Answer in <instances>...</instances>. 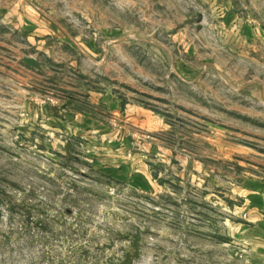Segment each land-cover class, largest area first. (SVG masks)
I'll return each mask as SVG.
<instances>
[{"label": "rangeland", "instance_id": "1", "mask_svg": "<svg viewBox=\"0 0 264 264\" xmlns=\"http://www.w3.org/2000/svg\"><path fill=\"white\" fill-rule=\"evenodd\" d=\"M25 4L38 31L0 11V264H264V13L229 27L201 0ZM94 93L168 127L121 146L51 120L95 112Z\"/></svg>", "mask_w": 264, "mask_h": 264}, {"label": "crops", "instance_id": "2", "mask_svg": "<svg viewBox=\"0 0 264 264\" xmlns=\"http://www.w3.org/2000/svg\"><path fill=\"white\" fill-rule=\"evenodd\" d=\"M206 6H209L215 12H226L227 23L229 27H234L235 24H245L250 21L252 17L253 21L260 22L263 17L260 13H264V0H201ZM26 0H16L7 5H2V12H6L3 16L4 23L7 24L8 28H13L14 31L25 34L28 30L38 31L40 28L44 27L45 22L39 18V14L34 11V9L29 8L25 4ZM257 5V6H255ZM28 7V8H27ZM256 13V15L254 14ZM180 38V37H179ZM97 97L93 98L91 104L96 109L95 112H88L84 110L83 107L78 109L72 108L68 109L71 115H63L61 117L52 116V121L58 123L62 128L68 129L71 135H125L123 139L124 142L118 141L112 142L113 139L109 140V144L125 146V143L131 140V128L132 127H143L149 133H159L166 130L168 127L163 118L155 115L153 112L145 109L143 106L134 103H127L123 99L116 97L115 95H105L94 93ZM110 111L114 118L124 119L125 128L121 133L108 126L106 122L100 120V115L98 112H103V110ZM147 151L152 148V143H141ZM154 147V146H153ZM124 151L123 148H120ZM113 157H119V154L112 155ZM132 166L134 173L137 175H142L147 181H149L150 186H154L149 180V169L147 171V165H137V162H141V157L139 153H135L132 157ZM115 162L120 163V160H115ZM120 165V164H119ZM119 165H111L105 168L111 169V173L116 175H123L127 173L124 170L125 167ZM119 167V168H118ZM129 172V171H128Z\"/></svg>", "mask_w": 264, "mask_h": 264}, {"label": "water", "instance_id": "3", "mask_svg": "<svg viewBox=\"0 0 264 264\" xmlns=\"http://www.w3.org/2000/svg\"><path fill=\"white\" fill-rule=\"evenodd\" d=\"M22 62L29 67L36 68L38 70L42 69L41 62L34 57L31 56L24 57L22 58Z\"/></svg>", "mask_w": 264, "mask_h": 264}]
</instances>
